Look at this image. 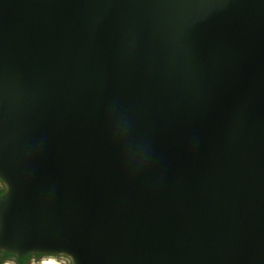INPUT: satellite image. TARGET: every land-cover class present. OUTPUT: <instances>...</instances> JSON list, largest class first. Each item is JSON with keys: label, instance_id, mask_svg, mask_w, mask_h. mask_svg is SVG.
Here are the masks:
<instances>
[{"label": "water", "instance_id": "obj_1", "mask_svg": "<svg viewBox=\"0 0 264 264\" xmlns=\"http://www.w3.org/2000/svg\"><path fill=\"white\" fill-rule=\"evenodd\" d=\"M0 180L17 264H264V0H0Z\"/></svg>", "mask_w": 264, "mask_h": 264}, {"label": "rangeland", "instance_id": "obj_2", "mask_svg": "<svg viewBox=\"0 0 264 264\" xmlns=\"http://www.w3.org/2000/svg\"><path fill=\"white\" fill-rule=\"evenodd\" d=\"M0 191H6L4 183L0 180ZM58 264H71V259L67 256L59 255L54 257ZM15 256H6L3 252H0V262H9L11 264H17ZM42 258L32 257L28 260L27 264H41Z\"/></svg>", "mask_w": 264, "mask_h": 264}, {"label": "bare ground", "instance_id": "obj_3", "mask_svg": "<svg viewBox=\"0 0 264 264\" xmlns=\"http://www.w3.org/2000/svg\"><path fill=\"white\" fill-rule=\"evenodd\" d=\"M4 264H11V263L6 262ZM41 264H58V263L54 257H45V258H42Z\"/></svg>", "mask_w": 264, "mask_h": 264}, {"label": "trees", "instance_id": "obj_4", "mask_svg": "<svg viewBox=\"0 0 264 264\" xmlns=\"http://www.w3.org/2000/svg\"><path fill=\"white\" fill-rule=\"evenodd\" d=\"M0 264H3V263L0 262ZM19 264H27V263H22V262H21V263H19Z\"/></svg>", "mask_w": 264, "mask_h": 264}]
</instances>
